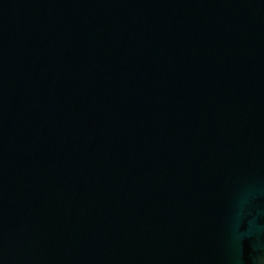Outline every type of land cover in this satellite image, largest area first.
Instances as JSON below:
<instances>
[{
  "label": "water",
  "instance_id": "water-1",
  "mask_svg": "<svg viewBox=\"0 0 264 264\" xmlns=\"http://www.w3.org/2000/svg\"><path fill=\"white\" fill-rule=\"evenodd\" d=\"M0 264H264V0H0Z\"/></svg>",
  "mask_w": 264,
  "mask_h": 264
}]
</instances>
